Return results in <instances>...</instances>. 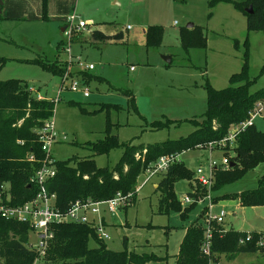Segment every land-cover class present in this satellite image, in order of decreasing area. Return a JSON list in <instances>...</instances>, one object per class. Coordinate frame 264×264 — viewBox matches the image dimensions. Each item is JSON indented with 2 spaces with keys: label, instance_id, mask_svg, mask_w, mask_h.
<instances>
[{
  "label": "rangeland",
  "instance_id": "obj_1",
  "mask_svg": "<svg viewBox=\"0 0 264 264\" xmlns=\"http://www.w3.org/2000/svg\"><path fill=\"white\" fill-rule=\"evenodd\" d=\"M10 1L0 0V81L20 80L41 99L54 102L50 119L57 138L49 151L53 162L93 159L99 168L114 167L122 148L96 156L85 147L104 138L106 122L111 123V134L121 144L147 146L187 137L195 130L192 121H201L206 111V84L216 90L228 87L230 76L240 72L245 53L249 76L256 79L251 91L264 88V77H258L264 63V34L247 32L245 17L234 7L243 0L214 5L213 0H47V19L42 18V0ZM71 15L86 26L72 30L68 45L67 19ZM152 27L161 29L160 43L147 46L146 32ZM95 29L109 35L122 32V39L92 42ZM183 39L190 41V47L183 46ZM60 42L65 50L58 49ZM164 57L170 58L168 65ZM77 59L94 69L81 71L74 64ZM38 60L56 65L61 76L42 68L35 62ZM69 71L71 79L64 80ZM71 82L78 83V91L69 89ZM83 88L89 91L88 97L83 96ZM254 126L264 133V108ZM212 143L179 154V162L192 174L190 179L174 183L181 208L189 206L181 202L190 186L197 185L198 168L208 177L211 162L222 170L224 160L232 161L231 150L218 149ZM262 175L264 164L234 183L208 191L213 205L210 214H226L223 223L212 228L264 233V207H241L238 200L222 199L254 190ZM160 180L161 175L146 178L141 174L137 179L141 189L132 205L112 214L100 208L108 236L103 243L108 250L154 254L158 260L150 264H175L185 228L208 201L192 203L195 209L186 221L174 211L160 214V193L154 188ZM205 216L199 220L202 227L208 213ZM30 239L36 242L34 237ZM88 246L94 248L96 241L89 239ZM216 258L220 264L264 262L259 253L240 254L231 261L223 255Z\"/></svg>",
  "mask_w": 264,
  "mask_h": 264
},
{
  "label": "trees",
  "instance_id": "obj_2",
  "mask_svg": "<svg viewBox=\"0 0 264 264\" xmlns=\"http://www.w3.org/2000/svg\"><path fill=\"white\" fill-rule=\"evenodd\" d=\"M46 1L41 2L43 19H47ZM216 2L228 3L231 0H213L211 5ZM234 7L245 17L247 32L259 31L264 34V0H243L234 3ZM249 8L250 13L246 12ZM161 34L159 27L150 28L146 32L147 46L158 45ZM73 36L71 31L68 45L72 42ZM121 39L122 32L110 35L98 29L91 32L92 42L104 43ZM182 43L186 48L191 45L190 41L185 39ZM245 46L247 47V43ZM64 48L63 42H60L58 49L65 50ZM35 62L56 75L62 74L56 65L41 60ZM84 74L80 72V75ZM258 77H264V63ZM228 82V87L222 90H216L206 84L207 105L201 121H192L195 130L187 137L176 141L147 146L121 144L118 136L111 134V123L106 122L104 138L86 143L85 147L96 156L107 154L115 148H122V156L112 168H99L93 159L73 158L54 162L56 173L47 182L46 189L48 193L55 195V207L61 212H66L70 204L76 200L89 199L101 202L110 200L117 194L131 195L133 204L138 177L160 156L180 154L195 145H206L227 138L234 127L248 119V113L257 103L264 104V88L251 91L256 79L249 76L247 53L243 56L240 72L231 75ZM37 97L35 92L30 91L29 87L20 80L0 81V187L8 186L14 205L35 196L36 188L29 183V180L40 168L44 158L36 132L52 117L55 108L53 101ZM223 150L233 152L232 161L228 163L227 169L219 170L216 167L214 170L211 187L213 191L238 181L248 171L264 164V133L259 132L253 124L237 134L232 145L226 142ZM28 155H33L34 161H28ZM190 177L192 174L180 162L174 163L166 173L161 174V180L156 187V191L160 193L158 202L160 214L169 215L174 211L178 213L181 221L189 218L195 205L181 208L173 187L178 180L190 179ZM197 186L191 185L187 195L196 198L205 196L206 190ZM222 199L238 200L241 207H264V175L258 179L254 190L243 191L238 195L222 196ZM214 201L216 202L217 199ZM203 212L185 228L178 254L174 257L175 264L208 263L201 253L204 231L199 220ZM51 229L54 238L46 255L39 259L37 264H150L158 260L154 254L108 250L103 241L96 237L94 229L87 224H53ZM30 233L31 228L27 224L0 219L2 264H34L37 254L28 247ZM247 236H249L248 241H246ZM89 239L96 241L94 248L88 246ZM211 251L217 257L223 255L226 261L234 260L238 255L246 253H259L264 260V233L224 230L222 227L212 228Z\"/></svg>",
  "mask_w": 264,
  "mask_h": 264
},
{
  "label": "built area",
  "instance_id": "obj_3",
  "mask_svg": "<svg viewBox=\"0 0 264 264\" xmlns=\"http://www.w3.org/2000/svg\"><path fill=\"white\" fill-rule=\"evenodd\" d=\"M67 22L69 23V37L73 29L79 31L83 30L86 26L83 22L76 21V17L74 15H71L67 19ZM74 64H76L81 71H92L94 69L92 65L81 63L79 59H77ZM69 73L70 71L67 72L62 78L64 80L71 79ZM69 89L74 92L78 91V83L71 82ZM30 91L32 90L30 89ZM82 92L84 97L89 96V91L86 88H83ZM37 98L41 99L39 96ZM263 108V103H257L254 106V109L248 113V119L246 121L234 127L228 134L227 138L214 143L216 148L218 147V149H223L226 142L232 145L237 134L245 130L247 127L252 126L254 124V120L257 117H261ZM36 134L37 140L41 145V150L44 153V158L41 162L40 168L29 180V183L33 184L36 188L35 196L21 204L14 205L8 190V186L4 185L0 187V219L24 223L30 226V237H34L36 239L35 243H32L31 239L28 243V247L31 250H34L37 254V259L34 261V264H37L38 260L46 255L49 244L54 238V233L51 229L53 224H87L94 229L96 237L103 241L107 239L108 236L104 231V219L103 217H99L101 213L100 208L103 206L104 209L102 212L112 214L120 208L130 206L132 204L131 195L122 196L117 194L112 199L101 202H94L89 199L76 200L70 204L69 209L66 212L59 211V209L55 207V195L48 193L46 189L47 182L53 178L56 173L54 162L51 159L49 152L52 144L56 142L57 138L54 132V123L51 121V119L45 121L38 129ZM208 144L210 146L213 145L212 142ZM178 158L179 154L160 156L156 162L149 165L141 174L145 175L146 178H150L152 176L166 173L171 165L179 162ZM34 159L35 158L33 155L27 156L28 161H34ZM222 165V168L224 169L227 167L228 163L226 160L222 162ZM216 167V163L211 162L208 177L203 175V171L200 168H198L195 172V182L200 188L206 189L205 196H202L201 198L198 196L196 198V196L192 197L186 195L181 202L185 205H190L192 203L201 205L203 204L204 200L208 201V204H205L203 206L204 209L202 210L204 211L203 215L207 216L208 213V220L203 227L204 239L201 245V253L207 259V264H220L219 260L216 258V254H213L211 251L212 226L214 224L221 225L223 223V219L226 216L224 211H221V213L217 216H212L210 214V209L213 205L212 203H209L211 202V196L210 192L208 191H210L213 185V174ZM140 189L141 187H137L136 183V193ZM193 193H195V190H193ZM96 217H98L97 221L95 219ZM248 240L249 236H247L246 241ZM242 242L243 241H241V243Z\"/></svg>",
  "mask_w": 264,
  "mask_h": 264
},
{
  "label": "water",
  "instance_id": "obj_4",
  "mask_svg": "<svg viewBox=\"0 0 264 264\" xmlns=\"http://www.w3.org/2000/svg\"><path fill=\"white\" fill-rule=\"evenodd\" d=\"M246 12L250 13V12H251V9H250V8L247 9ZM190 27H192V25H188V28H190ZM62 31L64 32L65 29H62ZM164 61H165V62L167 63V65H168V64L170 63V58H169V57H164ZM156 187H157V185L154 186V188H156ZM27 188H29V185H28Z\"/></svg>",
  "mask_w": 264,
  "mask_h": 264
},
{
  "label": "crops",
  "instance_id": "obj_5",
  "mask_svg": "<svg viewBox=\"0 0 264 264\" xmlns=\"http://www.w3.org/2000/svg\"><path fill=\"white\" fill-rule=\"evenodd\" d=\"M9 1H10V0H9ZM10 2H11V1H10ZM127 30H128V29H127ZM111 34H112V33H111ZM239 205H240V204H239ZM240 231H242V230H240ZM244 232H248V231H244ZM237 257H238V256H237ZM237 257H236V258H237ZM236 258H235V259H236ZM235 259H234V260H235ZM219 262H220V260H219Z\"/></svg>",
  "mask_w": 264,
  "mask_h": 264
}]
</instances>
